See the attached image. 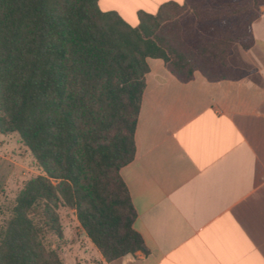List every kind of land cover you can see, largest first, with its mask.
<instances>
[{
  "label": "trees",
  "instance_id": "1",
  "mask_svg": "<svg viewBox=\"0 0 264 264\" xmlns=\"http://www.w3.org/2000/svg\"><path fill=\"white\" fill-rule=\"evenodd\" d=\"M263 7L185 0L141 13L134 28L101 11L99 0H0V133L18 134L43 170L0 229V264H64L46 243L48 235L64 238L62 207L76 211L106 261L148 255L121 176L136 158L148 59H162L185 84L196 72L209 82L239 80L248 73L230 58L237 45L254 47ZM170 8L188 13L189 23H161ZM201 32L199 49L181 43Z\"/></svg>",
  "mask_w": 264,
  "mask_h": 264
},
{
  "label": "crops",
  "instance_id": "2",
  "mask_svg": "<svg viewBox=\"0 0 264 264\" xmlns=\"http://www.w3.org/2000/svg\"><path fill=\"white\" fill-rule=\"evenodd\" d=\"M184 2L99 0V7L130 25ZM252 33L254 47L237 45L230 58L248 73L239 80L209 82L196 72L185 84L162 59H148L136 158L121 176L149 254L108 262L84 233L83 264H264V7Z\"/></svg>",
  "mask_w": 264,
  "mask_h": 264
},
{
  "label": "rangeland",
  "instance_id": "3",
  "mask_svg": "<svg viewBox=\"0 0 264 264\" xmlns=\"http://www.w3.org/2000/svg\"><path fill=\"white\" fill-rule=\"evenodd\" d=\"M199 1L192 0V3L195 4ZM189 18L188 13L170 8L165 11L161 23L171 25L183 21V25L185 26L189 23ZM128 22L134 28L140 24V22L130 18ZM201 35L202 32L197 34L194 37V42L190 37L182 38L181 43L183 46L199 49ZM80 157L83 159L82 153H80ZM86 173L87 181H92V173ZM42 175L43 170L37 164L31 151L24 145L20 136L18 134L5 136L0 133V229L5 227L12 218L16 199L25 184ZM59 215L64 238L58 239L53 235H48L46 243L50 249L58 253L64 264H83V253L78 251L77 248H79L78 245H84L87 249V239L84 234L85 231L79 223L77 213L72 209L62 207L59 210Z\"/></svg>",
  "mask_w": 264,
  "mask_h": 264
}]
</instances>
